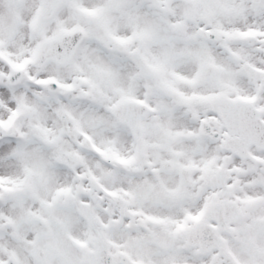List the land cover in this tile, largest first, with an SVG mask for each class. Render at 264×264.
I'll list each match as a JSON object with an SVG mask.
<instances>
[{
	"label": "snow or ice",
	"instance_id": "1",
	"mask_svg": "<svg viewBox=\"0 0 264 264\" xmlns=\"http://www.w3.org/2000/svg\"><path fill=\"white\" fill-rule=\"evenodd\" d=\"M0 264H264V0H0Z\"/></svg>",
	"mask_w": 264,
	"mask_h": 264
}]
</instances>
